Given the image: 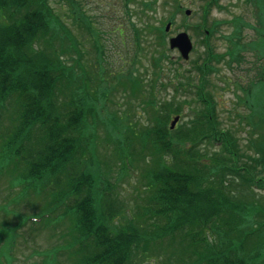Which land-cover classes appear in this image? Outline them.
<instances>
[{
  "label": "trees",
  "instance_id": "obj_1",
  "mask_svg": "<svg viewBox=\"0 0 264 264\" xmlns=\"http://www.w3.org/2000/svg\"><path fill=\"white\" fill-rule=\"evenodd\" d=\"M158 1L143 0V10L156 11ZM257 8L264 13V3ZM145 28L160 49L161 27ZM80 50L45 0H0V232L37 227L40 264H264V173L255 174L264 169V112L251 104L242 116L258 129L245 146L210 130L219 119L207 90L203 109L184 114L191 127L169 130L172 112H159L168 105L148 103V123L114 153L120 174L124 162L142 168L143 191L126 216L114 189L88 170L94 108L76 74ZM261 74L264 84V64ZM130 91L139 93L134 84ZM240 159L244 167L235 166ZM21 205L37 211L13 213ZM33 238H22L20 252ZM14 259L0 244V264Z\"/></svg>",
  "mask_w": 264,
  "mask_h": 264
},
{
  "label": "rangeland",
  "instance_id": "obj_2",
  "mask_svg": "<svg viewBox=\"0 0 264 264\" xmlns=\"http://www.w3.org/2000/svg\"><path fill=\"white\" fill-rule=\"evenodd\" d=\"M45 2L55 17L62 18L82 49L76 74L79 80L82 78L86 82L85 94L94 108L87 115L94 155L88 170L92 177H100L114 189L116 202L120 200L125 205L126 216L132 214L129 208L135 206L137 190L143 191L142 182L138 183L142 168L124 162L122 168L126 173L120 174L121 167L114 153L118 142L132 132L139 134L148 123L149 116L145 111L150 110L148 103L160 110L163 105H168L159 111L167 115L172 112L168 123L179 116L175 127L186 123L184 127H191L184 114L191 108L203 109L201 100L207 90L213 95L219 119V124L210 130L221 137L230 133L245 146L256 135V123L252 120L249 125L248 119L242 116L247 117L251 104L264 112V84L260 78L264 64V13L258 12L257 8L263 6L264 0H159L156 11L153 5L150 10H143V0ZM186 11L190 13L187 15ZM75 12L80 21V15L85 16L86 25L76 23ZM168 23L169 30L165 27ZM149 24L162 29L160 49L152 48L153 33L145 28ZM179 33L187 34L192 41L193 48L187 60L175 48H169L170 38ZM230 55H234L233 58L227 57ZM214 71L217 72L212 73ZM132 84L139 93L130 91ZM244 99L250 104L246 105ZM258 115L256 108L254 116L257 119ZM197 150L207 154L204 144ZM250 153L254 154V151ZM235 166L244 167L242 159ZM260 173H264V169L255 171L256 175ZM34 194L39 198L43 196L38 191ZM8 199L11 200L10 195ZM15 208L13 213L27 216L37 211L22 205ZM119 218L121 216L114 222L117 223ZM16 224L14 219L10 225L13 228ZM36 228L28 225L12 233L0 232L2 249L15 257L13 264L41 263V256L35 254L36 248L40 247L33 242H40L41 238L34 240ZM30 237L33 240L29 247H23L20 252L22 238L30 240ZM54 241L59 242V237Z\"/></svg>",
  "mask_w": 264,
  "mask_h": 264
},
{
  "label": "water",
  "instance_id": "obj_3",
  "mask_svg": "<svg viewBox=\"0 0 264 264\" xmlns=\"http://www.w3.org/2000/svg\"><path fill=\"white\" fill-rule=\"evenodd\" d=\"M190 13V11H186V14L188 15ZM169 26V25H168ZM168 26L167 29H168ZM187 34L185 33H181V34H178L177 36H175L174 38H171L169 40V44H170V47L171 48H177L181 57L184 59V60H187L189 56V53L192 49V44H191V41L190 39L188 38V36H186ZM178 121V117H175L173 119V122H172V125H171V128L175 125V123Z\"/></svg>",
  "mask_w": 264,
  "mask_h": 264
}]
</instances>
